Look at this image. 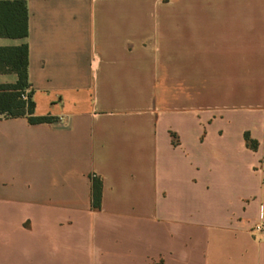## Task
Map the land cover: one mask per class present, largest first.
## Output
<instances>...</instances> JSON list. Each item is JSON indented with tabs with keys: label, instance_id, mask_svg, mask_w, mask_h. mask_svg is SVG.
Returning <instances> with one entry per match:
<instances>
[{
	"label": "crops",
	"instance_id": "crops-1",
	"mask_svg": "<svg viewBox=\"0 0 264 264\" xmlns=\"http://www.w3.org/2000/svg\"><path fill=\"white\" fill-rule=\"evenodd\" d=\"M27 10L0 48L28 46L35 115L54 121L0 116V264H264V0ZM183 86L246 87L247 105L156 97Z\"/></svg>",
	"mask_w": 264,
	"mask_h": 264
},
{
	"label": "trees",
	"instance_id": "trees-1",
	"mask_svg": "<svg viewBox=\"0 0 264 264\" xmlns=\"http://www.w3.org/2000/svg\"><path fill=\"white\" fill-rule=\"evenodd\" d=\"M27 0H0V37L23 39L28 36ZM29 52L27 45L0 48V73L17 74L15 85H0V116L7 118L27 117L32 124L50 123L52 117H37L28 79ZM27 93V94H26ZM256 148L255 142H249ZM102 181L94 179L92 206L100 210Z\"/></svg>",
	"mask_w": 264,
	"mask_h": 264
},
{
	"label": "rangeland",
	"instance_id": "rangeland-1",
	"mask_svg": "<svg viewBox=\"0 0 264 264\" xmlns=\"http://www.w3.org/2000/svg\"><path fill=\"white\" fill-rule=\"evenodd\" d=\"M152 87L149 86H124L121 88L122 95L126 99H134L139 102V97L142 93L151 92ZM157 90L156 97L160 100L161 96L170 95L174 98H191L193 103L198 102V97L201 96H217V98L221 99L223 103H227V101L237 106L238 108H244L247 105V94L248 90L246 87H158L155 88ZM27 94V93H26ZM140 94V95H139ZM195 99V102H194Z\"/></svg>",
	"mask_w": 264,
	"mask_h": 264
},
{
	"label": "built area",
	"instance_id": "built-area-1",
	"mask_svg": "<svg viewBox=\"0 0 264 264\" xmlns=\"http://www.w3.org/2000/svg\"><path fill=\"white\" fill-rule=\"evenodd\" d=\"M257 231L263 232L264 231V223L256 227Z\"/></svg>",
	"mask_w": 264,
	"mask_h": 264
}]
</instances>
